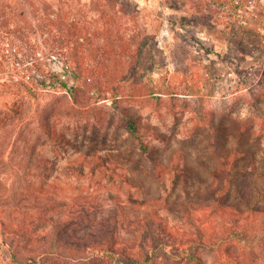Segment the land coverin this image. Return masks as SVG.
Segmentation results:
<instances>
[{"label": "rangeland", "instance_id": "374dc122", "mask_svg": "<svg viewBox=\"0 0 264 264\" xmlns=\"http://www.w3.org/2000/svg\"><path fill=\"white\" fill-rule=\"evenodd\" d=\"M20 4L28 11L15 22ZM2 5L15 30L6 48L38 46L44 68L92 88L78 86L74 108L50 96L32 99L0 126V264H29L32 256L63 264L70 254L45 235L65 220L66 236L83 243L115 225V247L139 264H194L187 259L193 242L206 264H232L220 246L264 264V0ZM50 28L75 32L64 40L66 56L51 54ZM2 49L0 42V68H10ZM5 87L0 78V118L10 103ZM51 103L58 109L52 129L71 144L34 146L40 109ZM126 117L137 122L138 139ZM19 129L33 144L31 162L21 158ZM157 223L175 238L158 257Z\"/></svg>", "mask_w": 264, "mask_h": 264}, {"label": "trees", "instance_id": "16d2710c", "mask_svg": "<svg viewBox=\"0 0 264 264\" xmlns=\"http://www.w3.org/2000/svg\"><path fill=\"white\" fill-rule=\"evenodd\" d=\"M22 6V9L20 10ZM25 9V4H20L17 8V12L14 14L15 22L18 21V17H25L27 14ZM23 19V18H22ZM53 21L52 24H56L59 26L58 19L50 18ZM10 20L7 17V13L5 10V6H1L0 9V42L3 45L2 54L3 56L9 59H12V67L7 68L5 65L0 68V78L3 84L6 85V89H3L6 92L7 96H9L10 103H4L5 110L3 112V116L0 118V126L5 125L8 121L15 120L19 118L28 102L32 99L43 100L44 97L50 96L55 101L62 102L64 106H70L71 108L75 107V103L78 101L77 99V90L78 86H84L86 90H91L92 84L85 83L84 85H69L68 82L62 78V75L58 71H53L51 69L44 68L42 66V62L39 60L41 54L46 53L42 50L38 49V46H32V48L22 47V48H6L5 44L12 45L15 35L14 28L10 27ZM50 32L53 38V45L51 46L50 51L51 54H57L59 56H66L64 52L65 42L64 40H70L75 37V32L68 28L65 32L60 31V29L53 30L50 28ZM71 57L76 56V48L73 46L70 48ZM7 59V60H9ZM87 70L88 72V68ZM90 72V71H89ZM98 95H104L101 90V84L96 82ZM88 88V89H87ZM101 96V95H99ZM51 106H45L40 109V125H41V133H36L34 138V146L38 145V143L43 144L46 140L48 141H58L62 144H71V140L67 138L63 133H58L52 129L51 118L56 112H58L55 108L54 103L50 104ZM125 123L128 131L134 136V138L139 137L137 122L129 117H126ZM23 131L19 129L15 135V139L19 141H25L26 145L22 147V160L26 162H31L33 158V154L31 153L33 144L31 145L30 136L22 137ZM15 145L12 149L13 153H16V146L18 143H13ZM21 146L17 147L20 148ZM26 159V160H25ZM21 161V160H20ZM28 185H24L23 189H28ZM238 214L243 213L242 209L232 206ZM257 210L249 209L250 216H253L254 212ZM71 221H58L53 225L51 231L45 235L46 238H50L53 244L57 245L59 248H64L69 254V257H65L63 259V264H99L100 262H109L110 264H139L140 258L135 257L130 252L122 248L115 247V230L116 226L114 225L110 230H108L101 238H94L92 241L88 243H83L80 241H74L69 239L66 234L68 233V228L70 226ZM153 233L151 237H157L160 239L158 242L157 248H154L152 252H156L158 247L161 248L162 252H157L156 256H160L159 253L165 252L167 246L171 247L172 242L175 241L172 233L163 227L160 223H157L156 229H153ZM242 232L244 236H246L248 252L255 253L254 249H256L255 238L248 234L246 226H242ZM151 238V239H153ZM163 239V240H161ZM193 242L191 252L187 253L188 262L194 264H206L204 259L197 252V244ZM202 244V243H201ZM204 244V243H203ZM199 246V244H198ZM219 248V247H218ZM220 251L226 257L232 260V264H247L248 258L247 256L241 257L236 251H232L230 247L220 246ZM52 258V257H51ZM29 264H37V259L32 256L29 257ZM108 260V261H107ZM56 262V260H54Z\"/></svg>", "mask_w": 264, "mask_h": 264}]
</instances>
